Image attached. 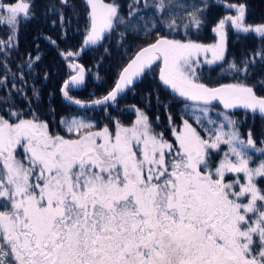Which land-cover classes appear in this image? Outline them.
Returning <instances> with one entry per match:
<instances>
[{
    "label": "snow or ice",
    "instance_id": "6c2138e0",
    "mask_svg": "<svg viewBox=\"0 0 264 264\" xmlns=\"http://www.w3.org/2000/svg\"><path fill=\"white\" fill-rule=\"evenodd\" d=\"M61 3L67 6V0ZM86 5V45H95L117 22L132 26L139 15L130 6L125 20L115 2L86 0ZM218 6L235 15L213 27L217 43L203 45L190 37L204 25L207 4L191 5L190 11L166 0L145 4L146 10L155 9L152 31L163 24L169 33L179 34L183 26L186 39L162 36L142 48L122 69L115 87L92 101L115 102L134 78L162 60L160 80L183 99L206 137L185 119L182 127H173L175 141L169 142L137 109L131 127L115 120L114 128L94 131L96 125L86 118L62 119L74 136L65 138L50 134L35 113L24 119L22 111L5 109L7 116L0 115V264H264V189L258 187L264 160L250 167L251 153L264 155V148H256L251 130L246 141L241 139L238 122L227 111L217 113L219 124L210 115L218 101L224 110L244 109L264 118V96L244 82L219 87L200 82L205 66L211 71L225 60L228 27L264 41V25L246 26L244 4ZM174 7L184 8L186 19ZM33 15L32 0H0V25L10 30L8 41H0V54L12 46L17 25ZM254 56L264 61V48ZM242 63H229V70L246 77L255 59ZM32 64L30 58L24 67ZM69 67L77 74L65 81L64 96L86 107L67 91L83 83L84 69ZM18 70L23 80V69ZM6 84L7 76L0 87ZM12 87L17 94L23 91ZM221 145L227 151L213 166L212 154Z\"/></svg>",
    "mask_w": 264,
    "mask_h": 264
},
{
    "label": "trees",
    "instance_id": "16d2710c",
    "mask_svg": "<svg viewBox=\"0 0 264 264\" xmlns=\"http://www.w3.org/2000/svg\"><path fill=\"white\" fill-rule=\"evenodd\" d=\"M132 1L114 0L115 3L122 5L120 9L121 13L127 11V3L130 2V6L134 4ZM180 1L183 4L188 2L186 6L189 11L191 10V5H195L198 2L196 0L195 3L192 0ZM8 2H12V0H4V3ZM263 2L264 0H203L200 5L196 6L203 7L205 4L208 5L204 15L205 23L198 33H191L190 38L197 42H206L207 39L211 38V26L221 17L223 14L221 11L224 10L223 6H218V4L242 3L251 12L250 15L248 14L249 20L254 21L258 13L264 8ZM32 7L33 17L17 25L12 46L6 49L3 54H0V80H3L7 76L6 86L0 87V115L7 116L5 109L22 111V118L24 119L32 118V114L35 113L39 120L47 123L48 128L65 129L61 124L62 119H71L72 117L86 118L85 113H75L71 111V106L61 101L59 87L67 76V67L61 53L77 51L81 48L83 36L89 26L88 11L81 0H67V6L55 0H32ZM181 9L182 14L180 18L186 19L185 9ZM252 13H255V15L251 16ZM61 15L64 17L63 21L60 19ZM123 27L125 26L116 25L105 41L86 48V50L95 51V53L83 54L84 58L82 60L96 76L92 77L96 80L98 79L99 83L90 88L93 91L92 95L80 92L82 98L84 95L103 94L104 88L111 86L124 61L139 46L153 41L158 36H166L179 40L186 39L183 26H181L179 34L169 33L163 27V24H160L158 31L150 29L143 32L142 35H134L123 31ZM9 35V27L7 25H0V41L7 42ZM247 41L249 40L244 39L242 42L248 43ZM230 42L231 40L227 42L225 47V60L220 62V66L213 67L211 71L205 66L201 73L200 82L210 87L240 82L235 77V74L229 70V63L235 62L239 67H243L242 62L245 59H255L254 66L249 67V75L246 76L245 81L249 80L248 84H254V91L257 95L264 96V61L254 56L261 48L255 47L256 41L254 40L253 43L250 42L248 44L247 49L245 47L246 44L243 43L241 53L233 54L234 51L229 48ZM260 47L264 48V41ZM103 51L108 52V54L101 56ZM37 56H39V60H35ZM30 58L33 64L31 69H28L24 66L29 62ZM110 58H114L113 61L107 62ZM5 63L7 67L4 66ZM157 66L158 64H154L132 86L130 89V92H134L131 95L132 97H153L155 96L154 92L159 91L163 97L167 96L178 99L157 83L155 77ZM21 68L23 69V80L20 79L21 72L18 70ZM90 81L92 82V79ZM245 81L242 82L245 83ZM13 83L16 88L23 89V91L17 94L12 87ZM143 84H149L150 88L146 89ZM34 90L35 92L37 91L38 96L36 93L34 94ZM47 93L52 95V97L54 96L49 102L46 101ZM5 98H7V102H5ZM58 98H60V101ZM213 105L210 115L216 120L217 124L220 123V119L222 118H216L215 115L217 113L215 111H227L230 117L238 122L237 126L241 137H246L249 130H251L253 138L256 141V146H263L264 148V144L261 143L264 140L263 118L259 114L254 116L238 109L229 111L224 110L220 105ZM178 108L176 107L177 110L173 111L175 119L180 115ZM88 120L90 119L88 118ZM11 122L16 121L13 120ZM91 122L94 124L95 121ZM194 123L196 122L194 121ZM97 127L99 125H96ZM201 130L203 136L206 137L207 134L203 127H201ZM223 148L224 145H221V149ZM217 158L218 154L213 152V166ZM256 160H264V155L257 154L253 156L251 162L254 163ZM258 182H263V185L260 187L264 189V179Z\"/></svg>",
    "mask_w": 264,
    "mask_h": 264
},
{
    "label": "flooded vegetation",
    "instance_id": "af4514ba",
    "mask_svg": "<svg viewBox=\"0 0 264 264\" xmlns=\"http://www.w3.org/2000/svg\"><path fill=\"white\" fill-rule=\"evenodd\" d=\"M81 1L84 3V6L86 7L87 11H89V8L86 5V3L83 0H81ZM104 1H106L107 3H112L111 1H108V0H104ZM133 3L134 4H132L131 10L134 11V12L139 13L140 12V10L138 9L139 5L137 3H135L134 1H133ZM116 4L119 5V12H120V9H121L122 5H120L119 3H116ZM230 4H242V3H230ZM130 5H131L130 2L127 3V6H126L127 11H125L123 13L120 12V15L122 17H124L125 20H129L130 19L129 15H128L129 11H130ZM218 5H220V4H218ZM223 5H226V4H223ZM263 6H264V2H263ZM223 9L224 10L221 11V13H223V14L216 21V23L221 18H223L225 16L235 15L234 11L226 10L224 7H223ZM248 14L250 15L251 12H249L248 9L245 6V24H246V26L255 27V26L264 25V8H263V10L261 12L258 13V15H257V17H256V19L254 21L249 20ZM87 15H88V13H87ZM254 15H255V13H252L251 16H254ZM134 20H136L137 23ZM134 20H132V26H125L124 24H120L119 22H117V25H119L121 27L125 26V27H123L124 28L123 31L130 32V33H132L134 35H142L143 32L141 31V28H140V21L142 19H140L139 15H137ZM216 23L211 26V32H210L211 33V38H210V40L207 42V44H203V45H213V44L217 43L218 37L212 31V29L216 25ZM88 28H89V26H88ZM87 33H88V29H87L85 35L83 36L82 44L80 46L81 48L78 49L77 51H69V52L73 53V56L65 57V56L62 55L63 61H64L65 65H66V67H67V76L62 81L61 86L59 87V96L61 97V101L62 102H64L65 104L71 106V108H72L71 111H73L75 113H82L83 112V113L86 114V119L89 118L91 121H95L94 124L95 125H99V127L94 128L93 129L94 131L95 130H99L100 128H103L105 125H108L110 128H114L113 122L115 120H119L120 123L123 126H125V127H130L132 125V123H134V121L136 120V118H137V111L136 110L139 109L140 111H142L149 118V122H150V125L152 127V130L155 133H163L164 138L166 140H168L169 142H173L174 143V141H175V137L173 136V133H172L173 127H175V128L182 127L183 120H185V119H187L189 123H191L194 127H196L197 130L203 136V132L201 130V127H203V126L198 125L197 123H194L195 118H194V116L192 115V113L189 110L186 111L185 103H184L182 98L176 97L178 99H175V98L167 97V96L163 97L159 91L154 92L155 96H153V97H132L131 95L134 92L133 93L130 92V89L132 88V86L136 82L130 88H128L120 97H118L115 102H108L106 105L95 106V107H90V108H78V107H75V106H72V105L68 104L65 101V99L63 98V96H62V91H61L62 85L69 77H72V76L77 74V72L73 68L69 67V65H72V64L79 65L81 68L84 69V81H83V83L80 84V85H76V86H70L67 89L69 97H71L72 99L80 100V101H84V102L97 100V99L103 97L104 95H106L113 88V86H114V84L116 82V79L118 77V74L121 71L122 67L126 64V62L132 57V55L140 47L145 46L147 44H150L155 39H157L159 37H162V36H158L153 41L136 48L130 54L128 59H126V61H124L122 66L119 68L114 81L111 83V86L104 88V93L103 94L100 93V94L93 95V96H87V95L85 96L84 95V97L82 98L80 96V92L92 95L93 91H91L90 88L93 87V85H96V84L99 83L98 79L96 80V79H94L92 77V76H94V77H96V76L94 75V73L91 72L90 68L88 66H86L85 63L82 60L84 58L83 54L88 55V54L95 53V51L86 50V48L88 46H90V45H85V43H84L85 39H86V36H87ZM110 33L111 32H106L105 34H103L101 40L98 41L96 44L102 43L103 41H105L108 38V36L110 35ZM163 37H166V36H163ZM169 39H171V38H169ZM244 39L249 40V41H247L248 43L242 42ZM230 40H231V42L229 44V48H231L234 51V53L232 52L233 54L241 53L242 44L245 43L246 44L245 47L247 49L248 46H249L248 44H250V42L253 43L254 40L256 41V43H255L256 46L255 47H257L259 49L260 48L262 49V47H260V46L263 44V41L260 38H257L254 34H250V35H247V36L242 35V34L238 35L235 32L234 29H232L231 27H228L226 29L225 47L227 45V42H229ZM103 54H108V52L103 51L101 53V56ZM207 55H208V58L210 59L211 58V54H207ZM111 58L107 62L113 61L114 58L113 59H111ZM200 59H201V61L204 60V55L203 54L200 56ZM160 63H161V60L154 62L150 67H148L141 74V76L147 70L152 68V66L154 64H159L158 68L156 70V75H155L157 83L159 84L157 76H158V70H159V67H160ZM251 66L252 65H250L249 67H251ZM247 75H249V69H248ZM140 77L138 78V80L140 79ZM235 77L237 79H239L240 82L245 81V78H246L243 74H241V75L235 74ZM90 79H92V82L90 81ZM247 82H249V80H247ZM247 82L245 81L246 84H248ZM44 83H46V82H44ZM143 85H145L146 89L150 88L149 84H143ZM248 85L254 87V84H248ZM104 86H105V84H104ZM162 88H164V87H162ZM167 91L172 95V93L169 90H167ZM35 93H36L37 96L39 95L37 93V91ZM144 93H146V92H144ZM158 95H160V96H158ZM53 97H52V95L47 93L46 101H48V102L51 101V99ZM58 100L60 101V98H58ZM176 107H179L178 109L180 110L179 111L180 115L177 117V119L174 118V116H175L174 114L175 113H173V111L177 110ZM232 110L233 109H229V111H232ZM234 110H236V109H234ZM238 110L239 111H243L244 113L252 114L251 112H246L244 109H238ZM189 117H191V118L189 119ZM215 117L218 118L217 115H215ZM169 118H171V121H172L171 124L169 123ZM48 131L52 135H61V136L65 137V138H74V136H69V134L66 132L65 129H57L55 127V128H48ZM22 154H23V149L21 148L19 150V152H18V158H21ZM228 179H231V178H228Z\"/></svg>",
    "mask_w": 264,
    "mask_h": 264
},
{
    "label": "rangeland",
    "instance_id": "374dc122",
    "mask_svg": "<svg viewBox=\"0 0 264 264\" xmlns=\"http://www.w3.org/2000/svg\"><path fill=\"white\" fill-rule=\"evenodd\" d=\"M55 1H59V2H61V0H55ZM135 3H137L138 5H139V7H138V9L140 10V12H139V18L140 19H142L141 21H140V27L142 28V32H146L147 30H150L151 29V25L153 24V23H155V20H153V13L155 12V9L154 8H152V9H150V10H146L145 9V4H148V5H153L154 3H156L157 2V0H133ZM132 1V2H133ZM196 1H198L197 3H195V0H192V2H194L195 3V5H200V3H202V1L203 0H196ZM111 2L113 3L114 2V0H111ZM166 2H170V3H172V4H174V5H185L186 6V4L188 3V2H184L185 4H183V2H181L180 0H166ZM140 3V4H139ZM72 8V7H71ZM182 7H174L173 9H172V11L173 12H177V13H179V16H181V11H182V9H181ZM145 11H147V15H145L144 13H145ZM164 18H168L167 17V15H165V17ZM156 19H161L160 17H157ZM136 23H137V21L136 20H134ZM147 24V28H145V25ZM163 27L167 30V28L163 25ZM168 31V30H167ZM178 40V39H177ZM210 40V38L209 39H207L206 40V42H198V43H201V44H207V42ZM159 65V64H158ZM157 68H158V66H157ZM213 109H211V111H212ZM190 112H191V110H189ZM221 111H215V113H220ZM196 115H199V113H196ZM39 121H41V122H44V121H42V120H39ZM132 125H133V123H132ZM131 125V126H132ZM130 126V127H131ZM101 129V128H100ZM263 131H264V118H263ZM241 139H243V140H247V138H248V135H246V137H240ZM256 148H263V146H256ZM227 151V145H224V148L223 149H221V146H220V151L217 153L218 154V158L216 159V163H218L219 162V160H220V158L223 156V154H224V152H226ZM252 154V156H255V155H257V154H259V153H255L254 151L251 153ZM260 162L261 161H259V160H256L254 163H252V162H250V167H253V168H255V167H257L259 164H260ZM215 163V164H216ZM228 178H231V179H233V177L231 176V174H229V177ZM261 185H263V182H261V183H259L258 182V187H260ZM261 188V187H260ZM262 189V188H261Z\"/></svg>",
    "mask_w": 264,
    "mask_h": 264
},
{
    "label": "water",
    "instance_id": "95a60500",
    "mask_svg": "<svg viewBox=\"0 0 264 264\" xmlns=\"http://www.w3.org/2000/svg\"><path fill=\"white\" fill-rule=\"evenodd\" d=\"M85 3H86V0H83ZM105 3H107L106 1H104ZM8 3H10V2H8ZM158 39V38H157ZM157 39H155L152 43H154ZM85 43V42H84ZM152 43H150V44H152ZM150 44H147V45H145V46H142V47H140L133 55H132V57L126 62V64L122 67V69L125 67V66H127V64L135 57V55L142 49V48H144V47H147L148 45H150ZM86 45V44H85ZM208 54H211V53H208ZM156 62V61H155ZM154 63V62H153ZM163 66V62H162V60H161V63H160V67H159V70H158V82H159V84L162 86V87H164L165 89H167V90H169L171 93H172V95H173V92H172V90H171V88L170 87H168V86H165L164 84H163V82L160 80V69H161V67ZM150 67V66H149ZM122 69H121V71H122ZM147 69V68H146ZM145 69V70H146ZM121 71L119 72V74H118V77H117V79H116V82H115V84H114V86H113V88L115 87V85H116V83H117V81H118V79H119V76H120V73H121ZM141 76V75H140ZM139 76V77H140ZM139 77H136V78H134V82H133V84L135 83V82H137V80H138V78ZM70 78L71 77H69L66 81H69L70 80ZM132 84V85H133ZM64 85H65V82L63 83V85H62V89L64 88ZM132 85H129V86H127L125 89H124V91L122 92V93H119L118 94V96H117V98L118 97H120L128 88H130ZM221 85H225V84H220V85H216V86H212V87H219V86H221ZM210 87V86H209ZM112 88V89H113ZM62 89H61V91H62ZM111 89V90H112ZM110 90V91H111ZM109 91V92H110ZM108 92V93H109ZM107 93V94H108ZM106 94V95H107ZM106 95H104V96H106ZM62 96H63V98L65 99V101L68 103V104H70V105H72V106H75V107H78V108H90V107H95V106H101V105H94L93 103H92V101H89V102H84V101H81L82 102V104H84V105H86V107H81V106H79V105H76V104H74V103H72L69 99H67L65 96H64V92L62 91ZM103 96V97H104ZM173 96H175V97H178V96H176V95H173ZM103 97H101V98H99V99H102ZM73 100H75V99H73ZM98 100V99H97ZM93 101H95V100H93ZM109 102H111V101H109ZM213 103H215V104H218V105H221L218 101H214ZM222 106V105H221Z\"/></svg>",
    "mask_w": 264,
    "mask_h": 264
}]
</instances>
